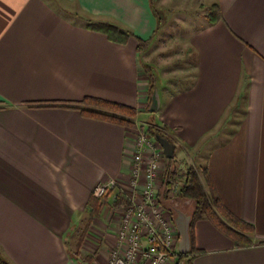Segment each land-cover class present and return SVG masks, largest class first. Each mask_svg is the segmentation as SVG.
<instances>
[{
	"label": "crops",
	"instance_id": "1",
	"mask_svg": "<svg viewBox=\"0 0 264 264\" xmlns=\"http://www.w3.org/2000/svg\"><path fill=\"white\" fill-rule=\"evenodd\" d=\"M57 1L0 0V256L10 264H70L67 236L92 215L98 185L129 189L136 149L137 127L35 104L96 97L150 112L140 107L150 103L142 65L160 27L154 0ZM201 2L221 18L194 25L186 72L161 74L149 121L167 128L177 161L207 169L223 204L255 226L254 244L237 246L196 220L190 264H264V0ZM87 18L131 34L112 37ZM138 38L149 41L142 51ZM117 192L96 215H119ZM185 208L192 216L195 206Z\"/></svg>",
	"mask_w": 264,
	"mask_h": 264
},
{
	"label": "rangeland",
	"instance_id": "2",
	"mask_svg": "<svg viewBox=\"0 0 264 264\" xmlns=\"http://www.w3.org/2000/svg\"><path fill=\"white\" fill-rule=\"evenodd\" d=\"M56 2L58 1L56 0ZM153 2L154 8L157 10L160 18V27L158 28V34L155 38V43L150 48L149 57L151 58L150 65L154 67L160 76V82L162 86L161 74L181 76L184 72H186L185 68L188 67L189 62L192 59V55L189 54L188 51L189 34L194 29V25L198 26V23L204 14L210 15L212 12L211 10L208 11L205 9L201 0H154ZM85 20L87 21L88 18L84 19V21ZM143 58H145V56H143ZM150 83H152V81L149 78V85ZM163 83H165V79H163ZM149 105L150 103L142 105L140 107V111H146L149 108ZM90 107L93 109L108 111V109L102 108L100 106L93 105ZM138 111L139 110H136L134 115L118 112V115H122L133 122V124H127L128 126L138 128L136 137L139 132L143 131L150 135L147 132V127L148 125H155L163 129L167 134L166 136H168L169 140H171L168 130L164 125L160 126L162 124H157V122H155L153 119L149 121V115H151V112H147L138 117ZM150 136L152 139H156L155 136ZM150 154L151 151H148L146 156L149 157ZM134 155L135 152L133 153V164ZM176 155V149L175 156L172 159L167 158L165 154L162 155L160 160V173L157 180V186L159 190L157 197L160 201L159 204L164 207L165 215L168 216H173L176 214L174 207H187V210H191L192 206H195L196 209V200L181 196L182 183L180 188H178L173 196H171L169 193L171 191L166 189L165 173L168 171V169H175L180 174L189 167H198L194 163L184 165L182 161H177ZM202 167L203 166L199 167V171L202 172L203 178H206L204 171L201 170ZM129 178L130 184L132 178L131 172ZM205 184L206 185L204 186L206 189H208L207 182ZM122 188L123 187L121 186H118L117 188L116 185L113 187H108L106 190L107 196H105L106 193L101 196H96L94 190V197L103 198L105 196V198L99 200V204L101 206L104 204V200H106V198H108L113 191H118L117 196L121 199H124L123 201L126 202L124 203V206H120L117 209L118 211H116V213L119 215H84L82 220L79 221L80 224H78L77 227H74L71 233L67 236V247L69 251L68 254L70 264H108L112 250L114 247H116L118 242L122 217L125 210L124 207L128 204L126 197L128 191L130 192L129 189L131 186L129 189L125 188L126 190H123ZM110 227H114V233L110 232ZM177 257L178 256H176L175 260H177Z\"/></svg>",
	"mask_w": 264,
	"mask_h": 264
},
{
	"label": "built area",
	"instance_id": "3",
	"mask_svg": "<svg viewBox=\"0 0 264 264\" xmlns=\"http://www.w3.org/2000/svg\"><path fill=\"white\" fill-rule=\"evenodd\" d=\"M135 150L131 188L126 192L128 204L124 207L118 242L108 264L174 263L179 253L178 229L174 217L165 215L157 197L160 160L164 153L160 143L144 131L136 137ZM148 151H151L149 157ZM115 185V181L98 185L96 196L104 195L108 187ZM180 185V181L175 182L169 192L171 196Z\"/></svg>",
	"mask_w": 264,
	"mask_h": 264
},
{
	"label": "trees",
	"instance_id": "4",
	"mask_svg": "<svg viewBox=\"0 0 264 264\" xmlns=\"http://www.w3.org/2000/svg\"><path fill=\"white\" fill-rule=\"evenodd\" d=\"M211 12L212 14L207 15V18L210 21H216L221 18V12H219L217 6L213 7ZM87 24L93 29L106 32L110 36L122 40L124 39V37L131 34L129 31L119 27L118 25L112 22L93 21L91 19H88ZM138 42L140 51H142L147 46V44H149L148 40H142L140 38H138ZM142 67L145 70L146 74L149 76L150 80L152 81V83H150V86H152L154 80L152 72L154 70V67L148 64H143ZM151 91L152 88L150 89V94ZM35 105L64 106L69 108H77L80 109L86 115L105 119L108 121H114L123 125L133 124V122L122 115H118V112L124 114L127 113L130 115H134L136 113L135 108L96 97H87L83 101L75 103L44 102L36 103ZM89 105L100 106L102 108L108 109V111L93 109L90 107H83ZM147 132L153 136L162 135L168 138L164 130L155 125H148ZM204 173L206 175L208 189H206V187L202 183L199 175V170L197 168L189 167L188 169L182 171L180 174L175 169H168V171L165 173L166 187L168 190L173 187L176 181H180L182 183L181 196L189 197L196 200V209L192 215L190 224L191 250L188 254H183L179 252L177 254V260L173 264H190L191 254L197 251L195 246L194 224L196 220L201 218H208L210 221H212V223L219 230L228 235L237 246H250L255 242V226L235 215L223 204L222 200L216 192L215 186L212 182L211 176L207 172V169L204 170ZM105 193V196H107V191ZM105 196L103 198H105ZM103 198L94 197L92 199V215H96L99 212V208L101 207V205L99 204V200ZM262 243H264V241ZM0 264L10 263L3 260V258L0 256Z\"/></svg>",
	"mask_w": 264,
	"mask_h": 264
},
{
	"label": "water",
	"instance_id": "5",
	"mask_svg": "<svg viewBox=\"0 0 264 264\" xmlns=\"http://www.w3.org/2000/svg\"><path fill=\"white\" fill-rule=\"evenodd\" d=\"M154 81L150 89L152 88L150 94V105L148 110L150 112H158L161 107V82L160 76L157 71L153 70ZM156 140L161 144L165 156L169 159L174 158L175 156V146L174 144L166 137L162 135H156ZM177 212L175 222L179 232V241H178V250L180 253L188 254L191 250V237H190V224L191 216L188 215L185 211L178 207H174Z\"/></svg>",
	"mask_w": 264,
	"mask_h": 264
}]
</instances>
